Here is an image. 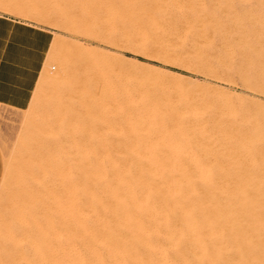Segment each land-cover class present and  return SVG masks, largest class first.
Wrapping results in <instances>:
<instances>
[{"label": "rangeland", "instance_id": "374dc122", "mask_svg": "<svg viewBox=\"0 0 264 264\" xmlns=\"http://www.w3.org/2000/svg\"><path fill=\"white\" fill-rule=\"evenodd\" d=\"M153 1L156 0H0V14L16 18L20 21L16 24L21 26L46 29L51 35L45 64L29 107L19 110L0 104V264H63L67 253L74 254L71 250L77 233L70 211L74 206L84 210L89 208V188L96 184L97 189L101 187L93 174L92 163L78 166L73 158L56 159L54 153L42 151V146L52 138L51 129L59 133L62 130L64 137L78 135L83 161L99 159L95 153L100 154L108 149L109 156H101V160L111 158L126 161L133 175L150 176L152 173L146 169L154 163L168 164L175 159L179 166H187L188 174L197 181L200 176L227 179L228 184L223 189L226 195L231 190H240L232 183L238 175L233 168L244 162L240 175L245 174L256 180L245 184L240 191L264 193V157L249 161L254 146L259 143L264 145V0H157L163 3L166 12L165 16L159 15L162 28L158 35L166 48L159 52L144 43L140 28L130 21L133 15L131 9L138 15L141 6L151 7ZM197 18L204 21L200 24ZM188 24L191 27L185 30ZM82 47L91 50L84 51ZM222 50L223 54L220 53ZM80 55L92 59L90 68L79 66L86 61ZM65 62L76 63L74 66L71 64L68 79L84 77L92 84V88L85 91L81 98L72 93H63L61 84L54 88L46 76L48 72L49 77L57 75ZM141 93H151L161 101L190 112L195 118L203 117L208 128L209 124L212 126L209 132L213 139L208 138L199 148L196 141L182 143L178 140V150L189 145L197 149L195 157L185 158L184 163L180 156L169 161L170 157L163 155L162 151L160 155L157 152L150 154L148 148L137 149L132 143H124L119 136L127 129L122 117L129 106L128 98ZM111 94H116L118 99L106 100ZM62 115L67 121L74 116L79 118L77 123H71L72 129H69L67 123L61 124ZM100 123H110L112 126L94 131ZM138 153L139 156L135 157ZM217 158L223 161L222 165H209L204 168L205 172L194 171L197 160ZM142 166L146 169L140 170ZM172 175L181 178L183 173L177 168ZM70 178L76 182L73 183ZM78 187L82 189L81 193ZM95 187V192L102 189ZM84 201L87 208L82 204ZM59 206L65 207L62 209ZM81 244L76 242L83 251ZM59 251L64 255L67 253L64 256ZM61 256L63 258L60 259Z\"/></svg>", "mask_w": 264, "mask_h": 264}, {"label": "bare ground", "instance_id": "6f19581e", "mask_svg": "<svg viewBox=\"0 0 264 264\" xmlns=\"http://www.w3.org/2000/svg\"><path fill=\"white\" fill-rule=\"evenodd\" d=\"M153 3L154 5L151 7L145 6V5L141 6L140 11H138V15H135L133 13L134 10H132L131 7H129L133 14L131 16L130 21L131 22L133 21L132 24L134 23L140 28V32H141L140 37L144 41V43L151 45L153 48H155V50L157 49V51L158 50L165 51L166 48L163 45L164 42L162 43L160 41V38H159L160 35L158 34L160 33V30L162 28V22L160 21V16H163L164 14H166V12L164 10L163 3L157 0L153 1ZM86 6H88V4ZM98 6L99 5H97V7ZM82 7H84V5H82ZM91 11L92 13L94 12L93 10ZM109 11H111V9ZM171 11L173 12V10ZM172 12H170V14ZM92 13H90V15ZM197 14L199 13L197 12ZM181 15L183 14L181 13ZM96 16H98V14ZM194 16L196 17V15ZM98 17L96 18L98 19ZM89 20H90V17H89ZM178 20H180V18ZM197 20L199 21L200 24L204 21V20L202 21L200 18L199 19L197 18ZM132 24L130 25L132 26ZM97 25L100 26L101 24L97 23ZM97 25H95V27ZM190 27L191 26L188 24L185 27V30L190 29ZM134 28L132 27V29ZM163 33L164 32H162V34ZM217 36L218 35L216 34V37ZM133 38L134 37H132V41H133ZM139 44H142V43L140 42ZM213 44H216V43H213ZM82 50L89 51L91 49L82 47ZM223 51L224 50H222L220 53H222ZM80 57L82 56L80 55ZM82 58H86V61H84V64L82 62V64L79 65L78 63L80 61L78 62V60L76 61L78 62L77 64L81 67L84 66L85 69L90 68V66L93 63L92 59H90L88 56L82 57ZM71 64L73 66L76 65V63L75 64L71 63ZM71 64L70 62L68 63L65 62L61 66L59 73L57 75L55 74L56 76L53 75L52 77H49L50 75L49 72H48L49 75L46 74V76L47 78H50L51 84L53 85L54 88L58 87V85L61 84V86L63 85V90H62L63 93H66V94L72 93L81 98V96L83 95L85 91L87 92L92 88V84H89L87 79L84 77L82 78L77 77L75 80L68 79L69 78L68 70L69 71L71 70V67H72ZM175 76L173 77L176 78ZM96 84H98V80L96 81ZM130 95H135V94H130ZM121 96H122V93H121ZM109 98L118 99L116 94L109 95V97H107L106 100H108ZM128 99L130 101L129 106L127 110L124 112L123 117H122L123 122L126 125L127 129H125L121 133V136H119V138L121 137L124 143H132L133 145H135L137 149H140V147L141 148L143 147L144 150H146L145 148H148L151 150L150 154H152V152L159 153L160 151H162L163 155L170 157V159L168 158L169 161L171 159H174L176 156L178 157L180 156L182 157L180 158L181 160L184 159L182 161V163H184L185 158L195 157V154H196L195 150L197 149L196 147L194 148L189 145L185 148H182V150L181 149L178 150L179 148L177 146L178 140H181L182 143L184 141L186 142L192 141V140L196 141V143L198 144V148H199L202 142L208 141V138L212 136V133H210L211 131L209 132V128L212 126L211 124L208 123L210 125V127L208 128V125L206 124L205 120H202L203 117L201 118L200 116L201 119L195 118L194 116L189 114L190 112L188 113L185 110H181L177 108L176 105H173L172 103L161 101L160 98L157 99V96L156 97L151 96V93L150 95H145L141 93L137 97H129ZM78 118L79 116H74L73 118L67 121L65 116L62 115L61 124L67 123L69 125L68 126L69 129H72V124L77 123ZM108 125L112 126L110 123H100L94 131H97L98 129L99 130L104 129V127H107ZM61 131L59 133V131H54V129H51L52 138H50V141H48V143L42 146V151L54 153L55 154L54 156H56V159L57 157H60L61 159L73 158L76 160V161L74 160V162H76L78 166L86 164V163L87 164L92 163L93 164L92 168L94 170L93 174H95L94 176H96L95 178L97 181L100 182L101 184L100 188H102L101 189L102 191L100 190L99 187H98V189L100 190L99 192L93 191L94 187L97 185L96 183H95L96 185L93 186V188L92 187L89 188L91 191L90 192L91 195L88 197H89V204L91 206L87 208L86 207L87 205L84 204L85 201L82 203L84 204L85 208H87L86 210L77 209L75 206L73 209L72 207L73 210L70 211V216L73 217V219L75 220V223L73 222V224L77 228L76 229L77 233L75 234L76 240L74 242L75 245L73 249L71 248L72 250L70 249L74 254L68 255V253L66 252L67 256H65L66 253L65 255L62 254L60 252L62 250L61 249L59 253L65 256V258H63L62 256L60 257V259L61 258L64 259L62 261L63 264H264V193L248 194L245 192V190L240 191L241 188H243L245 184L247 185V183H250L251 181L256 180L251 176L246 177L245 174L240 175V173L243 171L244 162H242L241 164L235 165L233 168V170L236 171L238 175L240 176L236 175L237 177L232 180V183L237 189H240V190H236V189L231 190L229 195H226L223 189L226 183L228 184L227 179L225 180L223 178L200 176L199 180L197 181L196 179H194L192 176L188 174L187 166H183V165L179 166L174 161L175 159L170 161L168 164H158V163L155 164L153 162L154 164L152 166L149 165L150 167L147 169L144 168L143 166L141 167V169L138 167L140 170H145V169L148 170L150 173H152V175L150 176L133 175L126 161H120V160H115L111 158L110 159L107 158L106 160L105 159L101 160L100 159L101 156H105V155L109 156V151L107 148H105L107 149V151L103 150L100 154L98 152L95 153L96 158H99V159L83 161L81 157L82 155L81 147L79 144L80 137L76 134H73L70 137H66V136L64 137ZM237 135H239V133ZM220 136H222V134ZM223 138L225 139L226 137H223ZM210 139H213V138H210ZM236 141H237V138H236ZM240 147L242 148V146ZM243 147H246V145ZM133 151H136V150H133ZM43 154L44 153H42V155ZM113 154H116V153H113ZM136 156H139V153L138 155H135V157ZM122 157H118V158H122ZM250 157L251 158L249 161L251 162H254L255 159H257V157H264V145L260 143L256 144L254 146V150H252L250 153ZM50 158H51V155H50ZM15 162L16 160L14 161V164ZM222 162L223 161H221L218 158L214 160H204V161H200L199 159L196 161V164L194 165L193 169L194 171H204L205 167H208L209 165H222ZM135 165L138 166L137 164ZM255 166L256 165H254L253 168ZM76 168H74L75 171H76ZM133 168L135 167L133 166ZM177 168H180V170L183 173V176L181 178H178L172 175V173H174V171H176ZM74 169L73 170L71 169V170L75 173ZM80 169L82 170V168ZM80 173L82 174V172ZM144 174H146V171ZM258 175L259 174H257V176ZM66 177H69V176H66ZM73 179H71L73 183L76 182ZM78 183L79 182L77 181V184ZM230 183H231V180L229 184ZM77 184H74V185H76L77 187ZM263 186H264V183H263ZM77 189H79V187ZM95 189H97V187H95ZM81 190H80V193H81ZM83 194H86V193H83ZM43 195L44 194H42V196ZM84 198L85 197H83V199ZM46 200L48 201V199ZM42 206H44V204L41 205V207ZM62 207H65V206H62ZM66 215L67 214H65V216ZM73 219L70 218L69 220L73 221ZM91 221L92 223H90ZM17 229H19V227ZM65 229L67 230V228ZM77 241L82 243L81 245H83V249H82L83 251H81L80 248L77 247L76 245ZM66 243H67V240H66ZM68 245L69 244H67V246ZM70 250H67V251L71 252Z\"/></svg>", "mask_w": 264, "mask_h": 264}, {"label": "crops", "instance_id": "0c3cea01", "mask_svg": "<svg viewBox=\"0 0 264 264\" xmlns=\"http://www.w3.org/2000/svg\"><path fill=\"white\" fill-rule=\"evenodd\" d=\"M0 14V104L29 107L51 44L50 32Z\"/></svg>", "mask_w": 264, "mask_h": 264}]
</instances>
